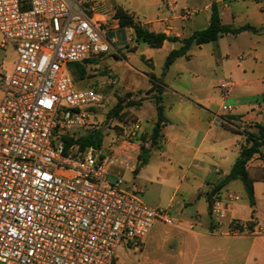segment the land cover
I'll return each instance as SVG.
<instances>
[{"label": "built area", "instance_id": "1", "mask_svg": "<svg viewBox=\"0 0 264 264\" xmlns=\"http://www.w3.org/2000/svg\"><path fill=\"white\" fill-rule=\"evenodd\" d=\"M90 5L0 0L1 47L16 54L11 72L0 78V264H114L118 245L141 246L155 220L182 225L167 209L139 200L136 190L121 188L123 174H135L141 164L139 121L107 119L102 130L91 106L103 95L74 87L68 65L111 53L118 43V19L92 15ZM102 77L101 89L116 82ZM232 87L218 85L224 95ZM232 111L221 105L215 123ZM78 130L100 131L101 143L81 148ZM237 201L232 191L213 197L209 233H250L237 220L224 226ZM186 226L191 230L195 221Z\"/></svg>", "mask_w": 264, "mask_h": 264}, {"label": "crops", "instance_id": "2", "mask_svg": "<svg viewBox=\"0 0 264 264\" xmlns=\"http://www.w3.org/2000/svg\"><path fill=\"white\" fill-rule=\"evenodd\" d=\"M223 1L205 0L204 4H199L198 0H91L90 8L92 15L112 21H116L114 13L119 8L139 28L181 40L208 26L211 3L217 5L219 17L222 10H229L230 13V7ZM198 5H202L200 12L198 10L195 15L190 14L196 11ZM189 7L191 10L188 14L186 9ZM230 19H233L231 14ZM118 24V43L112 52L114 59L123 50L133 52L132 61L140 65L144 63L148 75H154L153 57L159 52V77H153L161 89L158 97L163 122L157 145L151 146L149 138L144 140L147 133L139 121L142 128V153L144 155L146 150L148 152L145 161L135 172L136 184H133L132 189L143 194L151 207L167 209L172 219L182 223L181 226L169 225L177 231L182 242V250L178 255L170 256L175 257L174 264H264V180L260 179L264 172V146H260L258 152L246 162V171L253 180V207H250L245 187L239 179L224 182L241 148L249 145V135H257L258 127H264V79H255L257 75L253 50L245 51L241 60L238 59L239 55V64L233 69L228 66L227 52L220 45L218 49L221 58H226H223L222 63L217 66H213L212 62L190 65L192 47L205 45L192 44L185 55L176 58L164 69V61L169 52L180 48L179 41L167 40L160 47H151L137 41L131 27ZM244 26L249 25L241 27ZM120 32H124V40ZM128 36L133 38L131 42L126 40ZM133 41H136V45H132ZM139 46L140 55L136 54ZM15 60L16 54L12 47H1L0 36V78L11 72ZM217 74L223 78L216 77ZM236 77L250 78L246 88L249 92L240 98L234 93V87L244 83V80L232 81ZM223 81L233 84L229 92H233V95L228 99L233 111L222 116L224 122L216 124L215 116L223 100L216 104L214 91L217 89L221 97L227 96L218 88ZM150 89L148 94H155ZM151 117L152 130L157 119L155 106ZM215 169L219 172H214ZM227 191L245 198L243 203L232 205L224 226L232 219L243 223L252 222V229H249L247 235L209 233L207 196L212 192L213 197L222 196ZM242 207L250 209L247 216L237 215ZM193 221L195 227L188 230L186 224Z\"/></svg>", "mask_w": 264, "mask_h": 264}, {"label": "rangeland", "instance_id": "3", "mask_svg": "<svg viewBox=\"0 0 264 264\" xmlns=\"http://www.w3.org/2000/svg\"><path fill=\"white\" fill-rule=\"evenodd\" d=\"M223 2L230 7L231 12L229 13V10L226 9L221 11L220 18L222 25L229 29H236L242 25L248 24L253 30L241 31L236 35L228 34L219 40V42H210L200 47H192L189 64L194 65L196 62H201L206 65L207 62H212L213 66L219 65L224 59L226 60L224 57L221 58L218 49V45H220V47L227 52L228 66L233 69L239 64L237 62V57L242 54L244 55L245 51L251 49L255 54V74L257 75L255 79H264V0H224ZM198 3L204 4L205 0H198ZM201 8L202 5H198L196 12L198 10L200 12ZM190 10L191 8L189 7V9H186V12L189 14ZM230 14L233 17L232 20L230 19ZM120 34L122 40H124V32H120ZM132 43H128V45H136V41ZM140 46L136 52V54L139 55L141 54ZM132 54L133 52H125V50H123L121 55H115V59L112 57L114 53L111 52L83 62L80 65L87 76L82 78L78 77L76 73L77 65L70 64L67 69L72 76L75 89L82 90L93 88L95 92H100L103 95L102 103L91 106L92 112L95 113L94 117L96 122L101 125L102 130L106 125L107 119H112L116 122V119L123 121L129 117L128 120L135 119L145 126L144 130L147 134H145L144 140H146L148 138L150 139V134L152 132L151 116H153L154 113L156 94H148L147 91L152 87V81H150L148 77L149 72L144 66V63L140 65L138 62L132 61ZM10 57H12V55H10ZM159 60V52H157L153 57L155 67L152 70L153 72H151L158 77ZM102 74L115 76L116 82L113 86L110 85L103 89L97 86L99 81H102ZM216 77L222 76L217 74ZM239 80H244V83L235 85L234 93L240 98L244 93L249 92L246 88L248 87L247 81L250 80V78L239 79L236 77L232 79V81ZM214 93L217 96V99H214L216 104H220L222 100L225 105L231 104L228 99L233 95V92L227 94L225 98L220 96L217 89H215ZM76 133H79L78 135L87 134L86 131L82 130H78ZM149 147L150 145L148 148ZM147 152L146 150L143 155L144 158H146ZM123 178L124 182L121 188L125 191L132 190L133 184H136L135 174L129 175L124 173ZM109 180H112V178H109ZM136 196L143 203L150 206L145 201L143 194L137 193ZM237 196L238 201L235 203H243L245 196L238 194ZM249 212L250 209L247 210L242 207L237 215L247 216ZM210 220L212 219L209 216V221ZM181 250L182 242L177 231L171 226L159 220H155L148 235L143 239L141 246L130 245L125 241H122L118 245L115 252L114 264H174L175 257L170 256L178 255V252Z\"/></svg>", "mask_w": 264, "mask_h": 264}, {"label": "trees", "instance_id": "4", "mask_svg": "<svg viewBox=\"0 0 264 264\" xmlns=\"http://www.w3.org/2000/svg\"><path fill=\"white\" fill-rule=\"evenodd\" d=\"M114 18L118 19L119 25L121 27H131L133 29L135 39L137 41H142L146 44H148L151 47H160L164 41L170 40V41H179L181 43L180 48L176 50H172L167 55L165 61H164V69H167V67L178 57L183 56L186 54L188 49L192 44L194 45H202L209 42H215L219 37L222 35H236L240 33L241 31H247V30H253L250 26H244L239 27L236 29H229L226 26L222 25L220 22L219 12L217 5L213 2L210 5V17H209V23L208 26L199 31L193 32L189 37L184 39H176V38H170L165 36L164 34H154L152 32H148L146 30H143L136 26L132 19L129 18L125 12H123L121 9L117 8L114 13ZM81 63H74L73 65H77L76 73L78 74V77L82 78L84 76H87V74L84 72V69L80 65ZM103 75V74H102ZM150 81H152V87L150 91L154 90L156 97H155V108L157 111V119L154 123L152 132L150 134V142L151 146L157 145V139L159 138V130L160 125L163 122V117L161 115V106H160V98L158 97L161 93V89L158 82H156V79L152 75L148 76ZM116 121H119L116 119ZM64 140L66 141V144H70L72 142L71 138L64 137ZM77 143L80 145V147H84L86 145L92 144V145H99L102 141V135L100 131L95 132H88L84 136H80L76 139ZM249 145L243 146L240 150L239 157L233 164L232 168L229 171V174L224 179V182L232 179H239L246 190L248 201L250 207H253L254 205V199H253V188H252V182L253 180L248 176V173L246 171V162L258 152V148L262 145H264V127H258V134L257 135H249ZM145 161V158L143 156V153L141 154V164ZM261 180H264V172H262V175L260 177ZM216 191V190H215ZM213 192L207 196L208 200V206L210 202L213 199ZM247 227L249 229H252V222L246 223Z\"/></svg>", "mask_w": 264, "mask_h": 264}]
</instances>
